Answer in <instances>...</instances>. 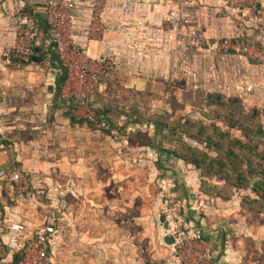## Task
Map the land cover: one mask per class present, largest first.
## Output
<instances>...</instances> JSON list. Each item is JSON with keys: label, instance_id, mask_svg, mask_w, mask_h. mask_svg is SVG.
I'll return each instance as SVG.
<instances>
[{"label": "crops", "instance_id": "crops-1", "mask_svg": "<svg viewBox=\"0 0 264 264\" xmlns=\"http://www.w3.org/2000/svg\"><path fill=\"white\" fill-rule=\"evenodd\" d=\"M94 5L95 0H77L72 12L73 35L77 41L88 46L91 57L114 61L116 69L109 77L128 74L130 80L125 85L138 89L148 84V76L177 72L182 77L186 74L209 84L235 88L251 85L252 90L245 89L241 93L264 104V62L252 60L241 53H205L202 49L206 43L223 37H239L264 45V0L243 9L231 7L222 0H107L102 13L103 26L98 27V35L92 38L88 28ZM29 10L40 24L37 38L41 43L39 46L45 50V58L39 61L34 55L30 58L14 56L7 63L4 49L15 40L17 33L14 3L12 0H0V130L6 136V143L14 131L13 125H8L6 119L22 123L25 117L22 109L27 106L26 103L39 101L47 95H36L34 91L37 92L38 87L44 90L52 86V93L48 96L56 91L69 108H75L70 106V101L60 97L59 63L55 60L54 65L50 63L51 59L48 60L52 50L46 45L49 32L45 26V0H31ZM138 22L143 25L137 31ZM136 34L139 39L134 44ZM9 143L10 146L12 142L9 140ZM125 148V145L117 144L116 149L121 154L116 156V169L109 180L101 177L99 169H89L88 164L82 165L80 179L72 176L64 180L70 192L68 197L80 200L81 249L82 254L87 255L83 256L82 264H173L169 243L165 241L167 213L164 204L169 194L179 193L178 190L181 196L193 200L198 190L197 180L189 173H179L175 163L166 162L174 172L179 173L176 178L180 189L172 188L173 183L176 185V178H164L165 175L154 171L155 167L160 168L156 156L147 160L150 162L148 165L153 167V173L140 190L136 177L148 162L143 158L128 157ZM127 148L135 149L133 146ZM16 157L21 161L19 154ZM9 162L8 154L0 153V166ZM23 170L39 175L52 188L59 182L56 175L34 169ZM160 176L163 177L160 179ZM5 189L6 186L0 184V197H3ZM198 198L193 200V204L186 205V225L194 227L205 237L207 227L200 215L203 208ZM6 213L26 224L27 232L42 222L40 220L33 226L32 219L18 213L15 205L6 207ZM65 213L67 221H71L73 213H68L67 206ZM212 230L205 237L209 246L208 235L210 237ZM212 251L214 254L215 251ZM223 256L220 260L214 256L215 264H238L237 252L233 249H226Z\"/></svg>", "mask_w": 264, "mask_h": 264}, {"label": "rangeland", "instance_id": "rangeland-1", "mask_svg": "<svg viewBox=\"0 0 264 264\" xmlns=\"http://www.w3.org/2000/svg\"><path fill=\"white\" fill-rule=\"evenodd\" d=\"M176 73L148 76V84L138 89L125 85L128 74H114L103 81L92 102L100 115L120 123L127 142L116 141L85 122V107L69 108L56 91L48 96L52 86L45 91L38 87L36 95H47L26 103L22 123L6 119L14 127L12 137L8 136L11 145L7 142L9 159L22 169L56 175L63 183L66 177L80 179L84 164L99 169L101 177L109 180L121 154L117 144L126 146L128 157L146 162L156 156L159 161L166 159L160 148L172 150L167 163H175L179 173L197 180L206 238L213 228L208 240L214 256L220 260L230 248L237 252L238 264H264V104L244 96L240 87ZM157 122L163 124L158 131ZM131 126L135 130L127 133ZM149 163L136 177L140 190L153 173ZM169 164L154 171L176 178L179 173ZM2 195L0 205H15L18 213L32 219L33 226L42 220L39 206L23 202L7 187ZM80 208L78 197H68L67 211L73 214L54 252L58 264H82L87 256L81 249Z\"/></svg>", "mask_w": 264, "mask_h": 264}, {"label": "built area", "instance_id": "built-area-1", "mask_svg": "<svg viewBox=\"0 0 264 264\" xmlns=\"http://www.w3.org/2000/svg\"><path fill=\"white\" fill-rule=\"evenodd\" d=\"M12 1L17 33L15 40L4 49L7 63L14 56L32 57L36 46L41 44L37 38L40 24L29 10L31 0ZM106 1L95 0L92 21L88 28L89 36L92 38L98 35V27L103 26L102 13ZM222 1L231 7L243 9L254 5L258 0ZM76 5L77 0H45V24L49 32L47 49L57 54L66 73L60 97L68 101L78 100L87 110L84 117L90 120L94 127L106 131L116 141L127 142V136L123 134L120 123L113 125L108 120L100 118L88 104V98L92 97L102 81L115 71L116 64L111 59L91 57L88 46L77 41L73 35L72 14ZM142 25V22L137 23V31ZM138 39L139 35L136 34L134 44H137ZM202 49L205 53H241L252 60L264 62V45L237 37L215 39L206 43ZM239 89L252 90L253 87L246 85ZM131 130H135V126L127 127V133ZM0 153L8 154L6 136L1 130ZM0 184H4L13 190L14 194L33 205L43 208L41 224L27 232L26 224L0 207V264H8L16 252L21 253L17 264H57L53 251L60 244L67 221L65 210L70 192L66 184L57 182L55 188H52L39 175L24 171L17 165L11 169L0 168ZM171 187L175 188L176 185L173 183ZM196 198L195 195L193 200ZM193 200L175 192L169 194L164 204L167 213L165 232L166 235L173 237V242L168 244L173 264H215L213 251L205 237L194 227L186 225V205L193 204Z\"/></svg>", "mask_w": 264, "mask_h": 264}, {"label": "trees", "instance_id": "trees-1", "mask_svg": "<svg viewBox=\"0 0 264 264\" xmlns=\"http://www.w3.org/2000/svg\"><path fill=\"white\" fill-rule=\"evenodd\" d=\"M45 26H46V28H47V25L45 24ZM223 38H225V37H223ZM237 38H239V37H237ZM45 50H44V48H43V46H36V48H35V54H34V56L33 57H35V59H37V60H39V61H42V58H45ZM232 53H234V52H232ZM48 55H50L49 56V58H48V60H50V63L51 64H54V62H55V60L59 63V65L57 64V66H59L60 67V69H61V72H60V74H59V76H58V89H60L61 87H62V85H63V83H64V81H65V79H66V73H65V70L62 68V66H61V64H60V62H59V58H58V56H57V54L55 53V52H53V51H51V53H49ZM48 60H47V62H48ZM55 65V64H54ZM109 78V76H107L104 80H107ZM103 80V81H104ZM102 81V82H103ZM100 89V88H99ZM99 89L97 90V92L99 91ZM97 92L92 96V97H90V98H88V104H90V106L96 111V113H97V115L100 117V118H102V119H106V120H108L109 122H111V123H113V125H117V123L116 122H114V121H112L110 118H107V117H104V116H102V115H100L99 114V112H98V107H96V106H94V104H93V102H92V99L95 97V95L97 94ZM71 103H70V106H76V105H79L80 104V102L78 101V100H75V99H72L71 101H70ZM84 121L85 122H87V123H90L91 125H93L92 124V122L90 121V120H88V119H86V118H84ZM161 125H163L162 123H160ZM158 122H157V127H158V129H157V131L159 130V128H161V125H160ZM122 130V129H121ZM8 144V143H7ZM9 146V145H8ZM154 146H157L155 143H154ZM161 149V151H162V154H166V159H163L162 157H160V161H159V163H158V165H159V167L160 168H165V167H167V165H166V162H167V159L170 157V155H172L174 152L172 151V150H168V149H162V148H160ZM17 164L16 163H13L12 161L11 162H9V164H4V165H2V166H0V168L1 167H7L8 169H11V168H13V167H15ZM17 166H19V165H17ZM167 168H169V167H167ZM165 174V173H164ZM176 188H179L180 189V182H178V180L176 179ZM175 188V189H176ZM178 192L180 193V191L178 190ZM198 194H199V192L198 191H196L195 193H194V195H196L197 197H198ZM180 195H182L181 193H180ZM9 205H0V207L4 210V211H6V207H8ZM166 218V217H165ZM7 253H9V251L7 252ZM20 255H21V253H19V252H16V253H14V255H12L11 257V260H9V263L8 264H17V261H18V259H19V257H20Z\"/></svg>", "mask_w": 264, "mask_h": 264}, {"label": "water", "instance_id": "water-1", "mask_svg": "<svg viewBox=\"0 0 264 264\" xmlns=\"http://www.w3.org/2000/svg\"><path fill=\"white\" fill-rule=\"evenodd\" d=\"M165 241L169 244L173 242V237L171 235H166L165 236Z\"/></svg>", "mask_w": 264, "mask_h": 264}]
</instances>
